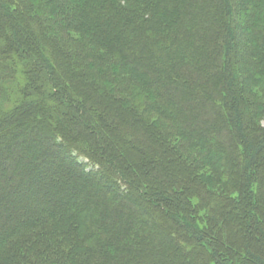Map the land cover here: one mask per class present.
Returning <instances> with one entry per match:
<instances>
[{"label": "trees", "instance_id": "obj_1", "mask_svg": "<svg viewBox=\"0 0 264 264\" xmlns=\"http://www.w3.org/2000/svg\"><path fill=\"white\" fill-rule=\"evenodd\" d=\"M0 264H264V0H0Z\"/></svg>", "mask_w": 264, "mask_h": 264}, {"label": "rangeland", "instance_id": "obj_2", "mask_svg": "<svg viewBox=\"0 0 264 264\" xmlns=\"http://www.w3.org/2000/svg\"><path fill=\"white\" fill-rule=\"evenodd\" d=\"M19 39H21L20 37H19ZM24 42L25 43H28V56L29 57H31V58H35V56H34V52L36 53V50H35V48L34 47H32V45H31V43L29 42V40H27V39H25L24 40ZM39 70L36 72V74L38 75V77L40 76V74H39ZM38 97V98H42V96H43V94L41 93V91H36V92H34V93H32V97L31 98H33V97ZM55 100V98H51L50 99V101H54ZM57 114L55 113V114H53V115H51L52 116V119H54L55 117H57L56 116ZM112 120H113V118H112ZM113 122V121H112ZM113 125V124H112ZM131 128L129 127V126H127V124L126 123H124V125L122 124V126L121 127H116V131H117V133L118 134H121V135H125V133H128V131L130 130ZM127 161V163H130V161L129 160H126ZM138 165V164H137ZM72 193H75V192H72ZM75 195H78V194H73V195H69V196H71V197H73V196H75ZM99 198V197H98ZM101 198H103L102 200L105 202V203H107V202H110V199L109 198H107V197H101ZM12 199V198H11ZM13 199L15 200V199H18V197L16 198L15 196L13 197ZM46 199H48V198H46ZM93 199H94V197H93ZM85 200V199H84ZM84 200H82V202H83V204H84ZM88 200V199H87ZM89 200H92V199H89ZM86 201V200H85ZM148 208V211L149 212H152V211H157V209L156 208H150V207H147ZM105 210L106 211H108V207H107V205L105 204ZM161 217L159 218V220L158 221H156V220H154V222L156 221V222H158V223H155V224H158V226H160V227H164V226H166V224L168 223V221L167 220H165L164 219V213L161 211ZM138 216V215H137ZM139 216H141L142 218H144L145 219V221H147V222H150V219L148 218V216L147 217H145L144 216V214H143V212H141L140 213V215ZM162 220V221H161ZM151 231H149V233H150ZM149 235H151V234H149ZM152 236V235H151ZM150 236V237H151ZM68 245H71V244H68ZM66 247L67 248H69L67 245H66Z\"/></svg>", "mask_w": 264, "mask_h": 264}]
</instances>
